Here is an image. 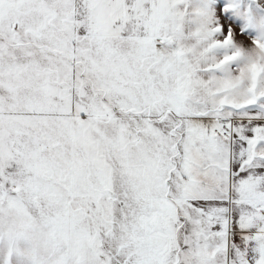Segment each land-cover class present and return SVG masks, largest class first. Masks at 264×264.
Returning <instances> with one entry per match:
<instances>
[{
	"label": "snow or ice",
	"instance_id": "6c2138e0",
	"mask_svg": "<svg viewBox=\"0 0 264 264\" xmlns=\"http://www.w3.org/2000/svg\"><path fill=\"white\" fill-rule=\"evenodd\" d=\"M0 264H264V0H0Z\"/></svg>",
	"mask_w": 264,
	"mask_h": 264
}]
</instances>
